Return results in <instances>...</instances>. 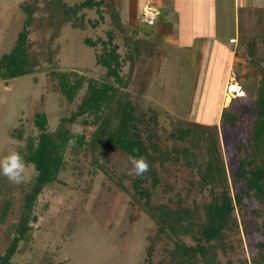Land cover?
Segmentation results:
<instances>
[{"label": "rangeland", "instance_id": "1", "mask_svg": "<svg viewBox=\"0 0 264 264\" xmlns=\"http://www.w3.org/2000/svg\"><path fill=\"white\" fill-rule=\"evenodd\" d=\"M144 1L0 0V61L26 32L21 49L33 70L0 78V157L16 149L26 163L19 184L0 175V264H264V194L255 188L224 216L219 237L203 235L223 192L245 186L232 176L242 160L255 158L264 175V137L255 128L264 0H238V13L234 0L204 7L194 0L186 19L179 7L176 17L187 24L172 25L174 38L182 37L177 44L163 36L157 6L153 26L142 20ZM255 42L260 68L243 54ZM102 83L134 104L152 174L136 176L133 156L115 142L73 152L77 138L87 148L101 124L90 96L91 84ZM225 108L238 119L224 122ZM63 120L71 137L59 147L61 169L36 195L22 232L25 200L40 173L25 157L29 145L38 147L44 131ZM118 122L105 128L115 133Z\"/></svg>", "mask_w": 264, "mask_h": 264}, {"label": "trees", "instance_id": "2", "mask_svg": "<svg viewBox=\"0 0 264 264\" xmlns=\"http://www.w3.org/2000/svg\"><path fill=\"white\" fill-rule=\"evenodd\" d=\"M253 9H257L254 8ZM32 16V10L28 11V18ZM26 35V32H22L17 40L16 45L12 49V51L9 54H5L2 60L0 61V78L2 79H10L14 78L20 75H23L25 73H30L33 71L31 67H27L28 60L25 59V51L22 48L21 45L24 42V37ZM260 40L264 42V30L260 36ZM128 42H131L128 40ZM141 40H136L135 47L138 49V52H140L142 47V44L140 43ZM256 42L253 44H248V48L243 50V54L249 57V61L252 63V65L260 68V64L257 63L255 55V47ZM111 60H115L116 63H119L117 61L116 56V50H111ZM108 60L107 58H105ZM27 61V62H26ZM109 61V60H108ZM110 69L109 62L107 63ZM114 71V70H112ZM122 81V78H120ZM101 86H95L91 84V87L94 88V94L90 96L91 99H93V104L91 106V109L94 111L97 116V119L102 118L97 128L94 130L93 138L89 141L88 147L86 146L83 141L82 137L77 138L76 145L72 147L73 152L79 153L80 150L88 151L91 146L95 145L98 149L104 150L105 147L112 146V144L115 142L117 145H119L123 150H127L132 156H144L149 164L148 172L151 174L154 172L151 169V161L152 157L151 154H149L148 148L144 140L141 138L140 134L137 131V124L136 122H133L134 120L137 121V118L135 116V110L134 104H132L131 100L129 98H121L117 95L120 94V89L110 83H102ZM124 96V95H122ZM125 97V96H124ZM108 107L109 110L106 111L104 108V113L102 112L101 107ZM256 106H257V118L255 120V128L257 132V137H264V69H261V79L259 83L258 88V97L256 100ZM101 110L102 114L98 113ZM222 116L224 119V122H231L236 119H238V114L228 112V109L225 108L222 112ZM113 118H118L119 122V128L114 133L111 128H105L106 126L110 125V122ZM106 134L108 137L104 138L100 134ZM139 134V135H138ZM216 132L215 135L216 136ZM98 136H101L98 138ZM71 137V131L65 124V120L61 122L59 125V128L55 130L54 132H47L44 131L43 135L41 136V142L39 143V146L35 147L33 143L29 145V153L28 156L30 160L34 161L40 170V173L38 174V177L36 178L35 184L33 185L32 190L29 192L28 196L25 200V206L24 209H26V217L23 218V222L21 225V231L23 232L24 229L27 228V221L29 219V215L32 210V206L34 203V200L36 198V195L39 193V191L42 189V187L45 185L46 181L49 179H52L55 177L57 171L61 169L62 162L60 158L59 153V147L61 142L66 143ZM117 138V140L115 139ZM214 145H212V150L216 151L215 146V139L213 138ZM84 148V149H83ZM85 154V153H84ZM85 157L86 154L84 155ZM164 157L162 158V160ZM79 162L78 166L80 169H84V164L80 162V160H77ZM232 176L234 178V182H244L245 186H241L238 188V186L233 189V192L230 191V189L227 188L225 192H223V198L224 201L221 204L215 205V212L217 214V218L212 219L210 221L209 228L205 229L203 231V235H205L208 239L209 237H219V231L218 227L220 226V222L225 218L224 216L226 214L232 213L236 206H242L243 202V194L250 192V190H253L255 188L256 193L263 195L264 194V175L262 172H260V169L258 168L257 161L255 158L251 159L250 161L242 160L237 167L235 172H232ZM224 180H227L226 173L224 176H222ZM157 182L156 178H153L154 185ZM228 182V181H227ZM237 184V183H236ZM146 195H149L148 188L144 189ZM146 209L144 206L139 208V211L135 215V220L139 218L140 212L144 211ZM172 229L175 228L174 224H168ZM203 226L205 224H202ZM182 226V225H181ZM192 226V225H191ZM183 227V226H182ZM204 249V247H200ZM195 248L187 247L185 250V253L189 255V257H193L196 251Z\"/></svg>", "mask_w": 264, "mask_h": 264}, {"label": "clouds", "instance_id": "3", "mask_svg": "<svg viewBox=\"0 0 264 264\" xmlns=\"http://www.w3.org/2000/svg\"><path fill=\"white\" fill-rule=\"evenodd\" d=\"M135 175L142 176L149 169V164L144 156L130 157ZM26 163L23 154L16 149H11L6 155L0 157V175L7 177L13 184H19L24 180Z\"/></svg>", "mask_w": 264, "mask_h": 264}, {"label": "crops", "instance_id": "4", "mask_svg": "<svg viewBox=\"0 0 264 264\" xmlns=\"http://www.w3.org/2000/svg\"><path fill=\"white\" fill-rule=\"evenodd\" d=\"M193 1L194 0H145L143 5L146 4L147 2L148 3H152L155 6H157L160 10H162V14L161 15H163L162 18L165 20L163 25L166 27V30H167L165 33H163V36L167 35L168 38H169L168 39L169 41H173L174 44H177L179 42L178 40L182 39V37L177 36V37L174 38V36L172 35L174 33V31H173L174 29H173L172 25H174V27H176V28L180 27V28L184 29V27H185V25L187 23H185V21H184L185 17L183 15V13L187 12L189 10V6H191L190 4H192L191 2H193ZM198 1H200L201 3L203 2V7H204L206 0H198ZM234 1H235L234 7L237 8V13H238L239 12V7H240L239 6V1L238 0H234ZM184 3L185 4L189 3V4L182 7L181 4H184ZM216 5L219 6V4H216ZM179 7L182 8V16L184 18H182L181 22H182L183 25L178 20V17H176V15H178L181 12L179 10L180 9ZM202 14L204 15L205 13H202ZM144 25H146V24H144ZM152 26H149V27H152ZM189 39L190 38L185 39L184 41L189 43Z\"/></svg>", "mask_w": 264, "mask_h": 264}, {"label": "built area", "instance_id": "5", "mask_svg": "<svg viewBox=\"0 0 264 264\" xmlns=\"http://www.w3.org/2000/svg\"><path fill=\"white\" fill-rule=\"evenodd\" d=\"M160 15V10L150 3H146L143 7L142 20L150 25H153Z\"/></svg>", "mask_w": 264, "mask_h": 264}, {"label": "bare ground", "instance_id": "6", "mask_svg": "<svg viewBox=\"0 0 264 264\" xmlns=\"http://www.w3.org/2000/svg\"><path fill=\"white\" fill-rule=\"evenodd\" d=\"M231 90H235V85L231 83Z\"/></svg>", "mask_w": 264, "mask_h": 264}]
</instances>
